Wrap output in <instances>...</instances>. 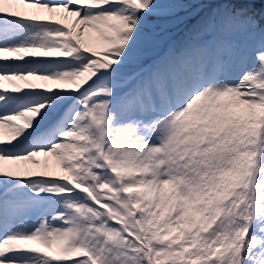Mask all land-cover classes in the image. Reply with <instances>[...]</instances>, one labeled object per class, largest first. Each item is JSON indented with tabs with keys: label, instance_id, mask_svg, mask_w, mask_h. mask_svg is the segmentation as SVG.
Returning a JSON list of instances; mask_svg holds the SVG:
<instances>
[{
	"label": "snow or ice",
	"instance_id": "1",
	"mask_svg": "<svg viewBox=\"0 0 264 264\" xmlns=\"http://www.w3.org/2000/svg\"><path fill=\"white\" fill-rule=\"evenodd\" d=\"M0 264H264V0H0Z\"/></svg>",
	"mask_w": 264,
	"mask_h": 264
},
{
	"label": "bare ground",
	"instance_id": "2",
	"mask_svg": "<svg viewBox=\"0 0 264 264\" xmlns=\"http://www.w3.org/2000/svg\"><path fill=\"white\" fill-rule=\"evenodd\" d=\"M19 10L21 11H25V12H31V9H28L26 6H23V5H19L17 6ZM86 39L88 38V36L85 37ZM6 55H11V54H6ZM4 85L5 87H8V88H11V83L8 82V81H5L4 82ZM7 138V137H6ZM40 159H43V157H41ZM24 165L26 166H29V167H32V165L29 163V164H24V162H20V166L23 167Z\"/></svg>",
	"mask_w": 264,
	"mask_h": 264
},
{
	"label": "rangeland",
	"instance_id": "3",
	"mask_svg": "<svg viewBox=\"0 0 264 264\" xmlns=\"http://www.w3.org/2000/svg\"><path fill=\"white\" fill-rule=\"evenodd\" d=\"M91 39V42L93 44H95L98 48L100 47V42L95 38V33H90L87 39ZM12 166L10 165L8 162H5V167H9ZM26 165H24L23 167H25ZM29 167V166H26Z\"/></svg>",
	"mask_w": 264,
	"mask_h": 264
}]
</instances>
